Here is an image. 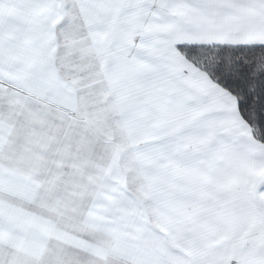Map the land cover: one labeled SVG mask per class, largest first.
<instances>
[{"label":"snow or ice","instance_id":"obj_1","mask_svg":"<svg viewBox=\"0 0 264 264\" xmlns=\"http://www.w3.org/2000/svg\"><path fill=\"white\" fill-rule=\"evenodd\" d=\"M0 264H264V0H0Z\"/></svg>","mask_w":264,"mask_h":264}]
</instances>
